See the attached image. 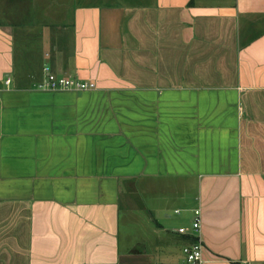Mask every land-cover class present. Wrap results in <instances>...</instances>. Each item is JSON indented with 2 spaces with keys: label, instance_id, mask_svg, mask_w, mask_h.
<instances>
[{
  "label": "crops",
  "instance_id": "0c3cea01",
  "mask_svg": "<svg viewBox=\"0 0 264 264\" xmlns=\"http://www.w3.org/2000/svg\"><path fill=\"white\" fill-rule=\"evenodd\" d=\"M9 1L0 264H189L186 195L201 264H264V0ZM44 66L96 88L40 90Z\"/></svg>",
  "mask_w": 264,
  "mask_h": 264
},
{
  "label": "built area",
  "instance_id": "2783aa9c",
  "mask_svg": "<svg viewBox=\"0 0 264 264\" xmlns=\"http://www.w3.org/2000/svg\"><path fill=\"white\" fill-rule=\"evenodd\" d=\"M9 82V79L6 80ZM38 89L43 91H57V90H73V91H84L89 89H95L96 83L81 80L78 78H71L67 75H56L49 70L47 66L43 67V79L38 84ZM178 212V211H176ZM195 217L192 222L191 229V242L182 248L185 260L189 264H201L203 261L202 248V230H201V211L200 209L194 210ZM179 233H186L185 227L178 229Z\"/></svg>",
  "mask_w": 264,
  "mask_h": 264
},
{
  "label": "rangeland",
  "instance_id": "374dc122",
  "mask_svg": "<svg viewBox=\"0 0 264 264\" xmlns=\"http://www.w3.org/2000/svg\"><path fill=\"white\" fill-rule=\"evenodd\" d=\"M2 9H4L6 11V14H7V12H9V9H10V1L9 0H0V10H2ZM71 78H75V77H71ZM148 189L149 190L146 191V192L141 191L142 193H140L139 196H138V194L136 195L134 193L129 195L127 199H130L129 200L130 204L131 205H135V204H140V203L144 202V203L148 204L149 206L150 205H155L156 206V200L154 201V199L157 198V195L153 194L151 192L150 188H148ZM183 199L184 200H181V202H179V201L177 202L176 200L171 202L172 205L170 206V210L168 212L171 214V218H172L173 221H175L176 219H183V222L185 224H187L188 229H190V231H191L192 222H193V219L195 217L194 210L196 208H198V204H197V202L195 200H194V202H191L192 199L191 198L189 199L188 195L184 196ZM176 207L180 209V214H175L174 213V208H176ZM139 210L140 209H137L136 207L135 208L133 207V208H130L129 210H127L126 214L128 215V218H129L130 213H132V214L134 212L142 213ZM121 212L123 213V210H121ZM144 214H145V212H144ZM133 217L134 216H132V219H133ZM124 224H125V227H122V228L125 229L124 231H127L128 233H134V230H135V222L134 221H131L129 223H124ZM181 253L183 255V260L186 262L184 254L182 252V249H181Z\"/></svg>",
  "mask_w": 264,
  "mask_h": 264
}]
</instances>
